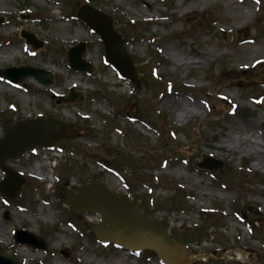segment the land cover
<instances>
[{
    "label": "rangeland",
    "instance_id": "obj_1",
    "mask_svg": "<svg viewBox=\"0 0 264 264\" xmlns=\"http://www.w3.org/2000/svg\"><path fill=\"white\" fill-rule=\"evenodd\" d=\"M84 1L0 0V68L29 64L53 73L49 86L0 77V123L54 117L79 132L65 144L8 161L28 179L14 202L0 194V250L21 264H162L152 252L97 241L88 226L98 221L95 213L75 217L61 191L95 179L136 199L141 210L154 202L166 231L187 243L188 264H264V161L224 141L233 124L264 134V0H91L123 19L122 27L114 20L116 29L140 36L126 46L142 72L137 91L105 62L98 35L70 18ZM240 16L244 22L229 30L227 19ZM244 28L247 38L238 39ZM21 30L35 33L43 46L32 50ZM81 41L83 58L94 65L89 74L67 66V49ZM193 51L205 58L177 64ZM152 65L162 82L150 78ZM69 89L81 100L56 104L52 96ZM169 101H194L199 109L180 116ZM76 147L78 160L71 154ZM203 154L221 169L198 168ZM34 161L45 179L29 173ZM139 174L161 183L140 182ZM16 229L42 238L45 248L16 244Z\"/></svg>",
    "mask_w": 264,
    "mask_h": 264
},
{
    "label": "water",
    "instance_id": "obj_2",
    "mask_svg": "<svg viewBox=\"0 0 264 264\" xmlns=\"http://www.w3.org/2000/svg\"><path fill=\"white\" fill-rule=\"evenodd\" d=\"M76 17L99 34L106 60L124 78L131 80L136 90L141 89L137 70L126 52L124 40L113 27V19L88 4L78 8ZM21 35L33 48L42 45L33 34L22 31ZM84 50L83 42L69 48L66 53L67 61L72 69L89 72L93 66L82 59ZM0 75L14 83L21 82L27 76H33L43 85L53 82L51 73L29 65L0 69ZM79 99L77 94L71 91L68 97L60 96L56 102H72ZM1 129L3 136L0 137V169L6 176L0 183V191L9 196L15 195L24 180L6 165V160L18 157L36 147L59 145L74 133L78 135L75 125L54 118L24 119L16 122L7 120L1 124ZM202 158L203 161L198 163V167L213 172L220 169L221 164L216 160L204 155ZM62 195L77 216L85 210L99 214L100 222L90 224L98 240L113 242L130 250H154L165 264H188L189 252L181 243L167 235L153 215L139 211L137 201H129L123 194L115 195L99 181H91L76 189L63 190ZM14 236L16 243L44 247L41 239L37 240L34 234L27 231L16 230ZM0 264L20 263L0 251Z\"/></svg>",
    "mask_w": 264,
    "mask_h": 264
},
{
    "label": "bare ground",
    "instance_id": "obj_3",
    "mask_svg": "<svg viewBox=\"0 0 264 264\" xmlns=\"http://www.w3.org/2000/svg\"><path fill=\"white\" fill-rule=\"evenodd\" d=\"M229 18L227 19L229 22V30H232L237 25H240L244 22L245 17L240 16V18L233 19ZM241 19V20H240ZM254 42L250 40L248 42V45L253 44ZM260 45V44H259ZM179 54V53H178ZM198 58L204 59L205 57L201 55L198 51L190 52L186 55H184L180 61H178L177 64H182L184 67H188L192 64L199 63ZM168 107L172 109L173 111H179L180 116H190L191 115V109L194 108L196 110L199 109V105L193 101V103L190 104H181V102H174L172 104V101H169ZM257 134V135H256ZM254 133L251 129L248 127L241 128L240 126L233 124L230 126V129L226 136L224 137V141L228 143V145L231 146H238V148H247V151L250 153L255 154L258 156L260 161H264V134L259 131L258 133ZM261 167L264 166L263 163L259 162ZM29 173L32 175L37 176L39 179H44L47 177L46 173H43L41 171V164L38 161H34L32 166L29 168Z\"/></svg>",
    "mask_w": 264,
    "mask_h": 264
},
{
    "label": "trees",
    "instance_id": "obj_4",
    "mask_svg": "<svg viewBox=\"0 0 264 264\" xmlns=\"http://www.w3.org/2000/svg\"><path fill=\"white\" fill-rule=\"evenodd\" d=\"M126 37H127V39H132V38H136L137 35L135 34V32L126 31ZM137 177H138V179H144V180H150L151 179L150 177H148L146 175L144 176L141 174H139ZM155 208H157V207H155ZM197 229H199V228H197Z\"/></svg>",
    "mask_w": 264,
    "mask_h": 264
}]
</instances>
